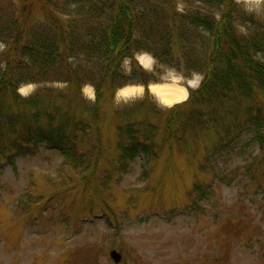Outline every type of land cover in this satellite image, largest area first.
Instances as JSON below:
<instances>
[{
  "label": "rangeland",
  "instance_id": "374dc122",
  "mask_svg": "<svg viewBox=\"0 0 264 264\" xmlns=\"http://www.w3.org/2000/svg\"><path fill=\"white\" fill-rule=\"evenodd\" d=\"M235 3L240 31L249 27L251 16L264 22V0ZM190 6L177 2L179 11ZM139 54L153 60L148 71L158 82L149 86H179L189 98L203 80L200 73L186 76L176 64L160 63L148 53L136 58ZM124 68L130 70L129 60ZM43 86L28 84L21 87L27 94L19 92L29 97ZM46 86L71 94L64 83ZM135 86L145 89L126 92ZM149 86L129 85L98 102L100 141L92 134V122L90 138L82 143V148L102 147L98 167L74 169L62 150L45 144L18 156L13 166L0 165V264H264V229L253 240L245 232L236 238L248 220L227 221L244 210L254 227L262 225L264 177H259L260 188L250 183L245 189L241 173L259 152L252 127L245 126L239 139L219 152L216 126L194 131L191 125L188 133L169 140L166 112L176 104L166 106ZM81 94L93 108L95 88L87 85ZM136 106L140 114L125 117ZM144 119L156 127L153 136L141 137L151 154L141 153L124 167L117 149L119 126ZM195 184L211 187L210 196L196 202ZM226 235L232 237L228 242ZM113 250L122 257L119 263L110 256Z\"/></svg>",
  "mask_w": 264,
  "mask_h": 264
},
{
  "label": "trees",
  "instance_id": "16d2710c",
  "mask_svg": "<svg viewBox=\"0 0 264 264\" xmlns=\"http://www.w3.org/2000/svg\"><path fill=\"white\" fill-rule=\"evenodd\" d=\"M178 1L194 6L179 11ZM238 13L235 0H0V165L13 166L18 156L45 144L62 150L65 162L74 169L98 167L102 147L82 148L90 138L92 122L96 123L92 134L100 141L98 102L129 85L147 88L157 83L154 73L136 58L138 53H148L160 63L176 64L186 76L203 75L188 100L167 110L169 140L188 133L191 125L194 131L216 126L221 136L215 148L219 152L250 125L259 152L241 173L245 189L250 183L260 188L264 22L251 16L249 27L240 31ZM127 60L129 71L124 68ZM52 83L67 84L71 94L46 86ZM28 84L44 86L24 97L19 89ZM87 85L95 88L93 108L82 100ZM137 106L125 117L139 115ZM155 129L148 119L119 126L117 149L124 167L141 153L151 154V146L141 137L153 136ZM194 190L198 202L207 199L212 188L195 184ZM262 217L259 227L253 226L244 210L227 221L248 220V227L238 231L236 238L245 232L253 240L256 231L264 229V213ZM231 238L226 235L225 240Z\"/></svg>",
  "mask_w": 264,
  "mask_h": 264
},
{
  "label": "bare ground",
  "instance_id": "6f19581e",
  "mask_svg": "<svg viewBox=\"0 0 264 264\" xmlns=\"http://www.w3.org/2000/svg\"><path fill=\"white\" fill-rule=\"evenodd\" d=\"M154 89L166 103H173L186 97L185 90H183L179 86L157 85ZM125 90L127 93H132L134 92V87H128Z\"/></svg>",
  "mask_w": 264,
  "mask_h": 264
},
{
  "label": "crops",
  "instance_id": "0c3cea01",
  "mask_svg": "<svg viewBox=\"0 0 264 264\" xmlns=\"http://www.w3.org/2000/svg\"><path fill=\"white\" fill-rule=\"evenodd\" d=\"M137 60H138V62L140 63V65L142 66V67H144L146 70H151L152 69V66H153V60H152V58L150 57V56H148V55H146V54H139L138 56H137ZM157 85H151V86H149L150 87V90L152 91V90H154V91H156L154 88L156 87ZM135 88H136V91H142V90H144L145 88H143V87H141V86H135L134 87V90H135ZM183 90H185V92H186V97L185 98H183V99H181V100H179V101H175V102H173V103H166L165 102V105L166 106H172V105H174V104H177V103H180V102H183V101H185V100H187V98H188V92H187V90L185 89V88H182ZM157 92V91H156Z\"/></svg>",
  "mask_w": 264,
  "mask_h": 264
},
{
  "label": "water",
  "instance_id": "95a60500",
  "mask_svg": "<svg viewBox=\"0 0 264 264\" xmlns=\"http://www.w3.org/2000/svg\"><path fill=\"white\" fill-rule=\"evenodd\" d=\"M110 256L115 263H119L121 261V258H122L120 253H118L115 250L111 251Z\"/></svg>",
  "mask_w": 264,
  "mask_h": 264
},
{
  "label": "clouds",
  "instance_id": "9594fccd",
  "mask_svg": "<svg viewBox=\"0 0 264 264\" xmlns=\"http://www.w3.org/2000/svg\"><path fill=\"white\" fill-rule=\"evenodd\" d=\"M34 87H35V85H29V88H34ZM19 91L24 92L25 94H27L26 90L23 89V88L19 89Z\"/></svg>",
  "mask_w": 264,
  "mask_h": 264
}]
</instances>
